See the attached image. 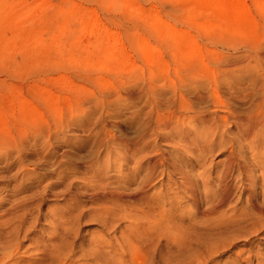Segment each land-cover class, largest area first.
Here are the masks:
<instances>
[{"label":"rangeland","instance_id":"374dc122","mask_svg":"<svg viewBox=\"0 0 264 264\" xmlns=\"http://www.w3.org/2000/svg\"><path fill=\"white\" fill-rule=\"evenodd\" d=\"M197 65L221 73L219 97L253 92L264 0H0V264H264L258 217L237 220L253 186L199 221L175 175L155 176L141 200L142 176L117 149L172 101L180 67ZM104 136L115 142L99 147ZM251 138L239 143L248 157ZM217 149L213 175L228 154Z\"/></svg>","mask_w":264,"mask_h":264},{"label":"bare ground","instance_id":"6f19581e","mask_svg":"<svg viewBox=\"0 0 264 264\" xmlns=\"http://www.w3.org/2000/svg\"><path fill=\"white\" fill-rule=\"evenodd\" d=\"M181 68L186 70L177 76L178 84H173L172 101H167L166 108H153L149 121L141 128L137 139L125 140L117 148L122 153L130 154L126 155L133 163L130 176H142L140 199L149 203L154 198L144 192L155 176L175 175L181 184L174 186L171 183V186L187 193L186 201L192 204L195 219L206 222L225 214L236 187L245 182V190L253 187L247 195L248 210L237 220L249 222L251 216H256L258 220L254 219L248 224L252 233L261 232L264 229V76L260 78L262 81L255 78L253 92L236 93L233 89L228 94L221 90L222 96L219 97L216 94L220 90L217 78L221 73L204 65ZM222 69L226 77L237 71L233 66ZM241 75L232 78L240 80L247 77ZM156 93L153 91L152 97ZM246 96L251 97V105L241 108L237 99ZM156 100L158 98L155 97ZM163 130L168 131L163 133ZM227 133H231L232 137H228ZM159 138L174 148L173 153H166L157 147ZM249 138L254 140L246 146L252 152L250 157L245 154V147L239 144L246 139L249 141ZM152 140L157 146L153 145ZM113 142L114 137L104 136L100 138L98 146ZM221 147L228 150V154L222 168L217 175H213L214 152ZM113 151L108 147L104 152L108 154ZM204 167H209V174L201 176V179L199 172ZM99 177L102 180L104 175L100 173ZM212 182H217L216 188L210 190L208 186ZM257 187L263 191L261 195Z\"/></svg>","mask_w":264,"mask_h":264}]
</instances>
